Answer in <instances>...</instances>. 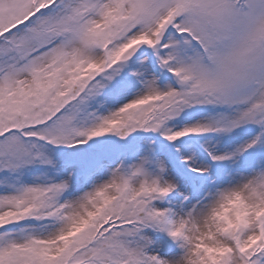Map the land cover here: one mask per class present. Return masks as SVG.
<instances>
[{"label": "snow or ice", "instance_id": "6c2138e0", "mask_svg": "<svg viewBox=\"0 0 264 264\" xmlns=\"http://www.w3.org/2000/svg\"><path fill=\"white\" fill-rule=\"evenodd\" d=\"M0 264H264V0H0Z\"/></svg>", "mask_w": 264, "mask_h": 264}]
</instances>
